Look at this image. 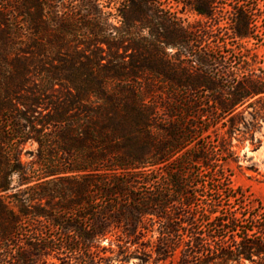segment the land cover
<instances>
[{
  "label": "trees",
  "instance_id": "obj_1",
  "mask_svg": "<svg viewBox=\"0 0 264 264\" xmlns=\"http://www.w3.org/2000/svg\"><path fill=\"white\" fill-rule=\"evenodd\" d=\"M100 1L0 0V264H264V212L240 200L225 145L203 144L264 96V70L228 42L258 41L256 2L213 36L155 0H121L118 28Z\"/></svg>",
  "mask_w": 264,
  "mask_h": 264
},
{
  "label": "rangeland",
  "instance_id": "obj_2",
  "mask_svg": "<svg viewBox=\"0 0 264 264\" xmlns=\"http://www.w3.org/2000/svg\"><path fill=\"white\" fill-rule=\"evenodd\" d=\"M158 4L154 10L159 12L163 17H170L175 22L183 26L187 30H194L203 25H210L212 35L215 36L219 33L215 20L221 17L220 28L223 32L226 31V18L234 11L236 4L246 3V9L252 2H256L259 18L257 19V28L255 34L256 40H239L228 39L230 44L240 43L250 50L256 60L255 67L264 70V0H155ZM105 7L103 10L111 14V23L118 28L124 29V23L119 15L121 7V0H101ZM68 4H70L68 2ZM237 6V5H236ZM203 11L212 14V18H207L199 12ZM128 14V13H125ZM46 15V14H45ZM130 15V14H129ZM47 16V15H46ZM139 26V25H138ZM136 28L135 31H139ZM229 34L231 31H228ZM149 31L145 30L143 35L148 36ZM171 37L173 44H176L178 39ZM208 40V41H207ZM207 41V42H206ZM213 39H199L192 41L190 44H181L180 47H168L166 49V58L174 61L178 59H188L192 54L184 50V46L188 45L191 52L202 49L205 44L210 43ZM183 48V49H182ZM110 51L104 46V58H108ZM122 56L130 57L134 52L119 51ZM141 51L136 52V60L141 59ZM143 54V53H142ZM157 56L156 53H153ZM128 60V58H127ZM106 62V61H105ZM192 72H195L194 70ZM260 74L259 72H257ZM202 90H198V95L201 97H208L212 99L213 95L211 90L206 94H201ZM223 92L224 99L227 103L230 98L225 95L227 90L221 89L218 92ZM211 97V98H210ZM223 143L228 152V161L226 170L231 174L232 184L235 189H240L243 197L240 199L247 205L254 208H260L264 212V96L256 97L245 101L239 105L233 114L224 118L217 127H212L204 135L203 144L206 148L214 152H220L219 144ZM192 145L190 146V148ZM215 148V149H214ZM37 145L35 143H28L22 153L21 159L29 165L35 161V154ZM28 225V224H27ZM24 224V226H27ZM28 227V226H27ZM56 256V255H52ZM49 257L48 262H57L55 257ZM65 254H60V258H64Z\"/></svg>",
  "mask_w": 264,
  "mask_h": 264
}]
</instances>
